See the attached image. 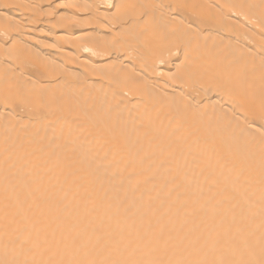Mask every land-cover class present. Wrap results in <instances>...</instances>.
<instances>
[{"label":"bare ground","instance_id":"1","mask_svg":"<svg viewBox=\"0 0 264 264\" xmlns=\"http://www.w3.org/2000/svg\"><path fill=\"white\" fill-rule=\"evenodd\" d=\"M0 264H264V0H0Z\"/></svg>","mask_w":264,"mask_h":264}]
</instances>
